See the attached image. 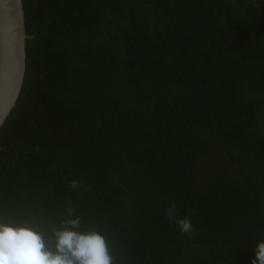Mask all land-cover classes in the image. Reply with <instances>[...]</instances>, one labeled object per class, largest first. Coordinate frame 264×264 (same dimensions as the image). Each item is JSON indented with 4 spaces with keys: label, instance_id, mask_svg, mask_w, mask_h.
Instances as JSON below:
<instances>
[{
    "label": "trees",
    "instance_id": "1",
    "mask_svg": "<svg viewBox=\"0 0 264 264\" xmlns=\"http://www.w3.org/2000/svg\"><path fill=\"white\" fill-rule=\"evenodd\" d=\"M22 7L0 214L50 227L71 206L118 264H251L264 239V0ZM173 203L192 234L167 218Z\"/></svg>",
    "mask_w": 264,
    "mask_h": 264
},
{
    "label": "clouds",
    "instance_id": "2",
    "mask_svg": "<svg viewBox=\"0 0 264 264\" xmlns=\"http://www.w3.org/2000/svg\"><path fill=\"white\" fill-rule=\"evenodd\" d=\"M73 181L70 188H77ZM176 205L165 210L183 234H192L190 217L177 219ZM59 223L50 227L29 219L0 214V264H118L102 231L82 226L71 206ZM251 264H264V239L255 241Z\"/></svg>",
    "mask_w": 264,
    "mask_h": 264
},
{
    "label": "water",
    "instance_id": "3",
    "mask_svg": "<svg viewBox=\"0 0 264 264\" xmlns=\"http://www.w3.org/2000/svg\"><path fill=\"white\" fill-rule=\"evenodd\" d=\"M27 38L22 0H0V127L20 95Z\"/></svg>",
    "mask_w": 264,
    "mask_h": 264
}]
</instances>
